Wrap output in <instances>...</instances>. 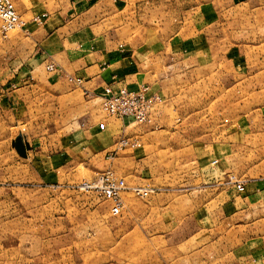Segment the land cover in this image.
I'll return each instance as SVG.
<instances>
[{
	"label": "rangeland",
	"instance_id": "374dc122",
	"mask_svg": "<svg viewBox=\"0 0 264 264\" xmlns=\"http://www.w3.org/2000/svg\"><path fill=\"white\" fill-rule=\"evenodd\" d=\"M13 1L26 24L0 38V67L31 52L29 25L62 3ZM136 1L140 11L129 13L141 17L139 33L154 30L166 39L155 52L167 57L162 68L177 84L166 95L161 125L174 131L175 147L166 148L164 133L142 144L159 170L144 185L113 170L130 187L114 213L110 200L83 186L109 170L101 156L88 161L80 150L73 169L36 170L14 142L41 132L9 122L0 109V264H264V204L248 199L249 184L264 181V142L257 137L264 131V10L231 8V0H201V7L199 0ZM94 100L90 118L98 127L103 120L118 126ZM85 123L47 125L64 133ZM229 173L243 190L231 185Z\"/></svg>",
	"mask_w": 264,
	"mask_h": 264
},
{
	"label": "crops",
	"instance_id": "0c3cea01",
	"mask_svg": "<svg viewBox=\"0 0 264 264\" xmlns=\"http://www.w3.org/2000/svg\"><path fill=\"white\" fill-rule=\"evenodd\" d=\"M253 1L231 0V8L233 4L238 8L244 3L264 10V0ZM201 4L199 0L200 7ZM140 6L136 0H62L53 12H45L44 18L33 20L36 23L29 25L31 52L12 55L7 58L6 66L0 67V76L5 77L0 78V109L8 115L9 122H22L29 125L30 132H41L21 135L26 146V156L23 157L34 158L36 170L73 169L79 164L78 158L83 152L88 161L101 156L105 168L119 170L124 176L134 178L138 185L157 178L154 172L159 170L152 167L151 161L147 160L149 153H143L140 147L142 144L152 145L162 133L167 137L166 148L175 147L174 131L161 124L164 122V103L169 101L166 95L168 91L171 95L173 88L170 85L177 83L173 82L172 73L162 68L167 57L155 52L166 39L159 37L154 30L150 34L139 33L141 17L129 13H138ZM50 65L54 66L53 69L49 68ZM71 77H82V84L70 80ZM142 85L149 86L152 93H158L162 98L147 123L138 124L127 118L112 128L110 121L103 120L105 128L102 129L94 121V116L90 118L94 98L100 99L106 86L138 89ZM49 122L86 123L63 133L61 129L54 132L53 127L47 125ZM31 124H38V127L32 129ZM139 126L152 129L143 130ZM159 128L162 130L158 131ZM139 129L140 135L133 133ZM123 135L142 141L138 140L139 146L120 148L119 140ZM257 137L264 142V131ZM31 138L40 141L31 142ZM182 140L189 147L191 139L183 137ZM132 149H137L136 153L132 154ZM165 172L167 175L174 173L169 168ZM232 175L235 174L229 173L228 179ZM248 189V199L255 202L261 199L264 204V181L253 180Z\"/></svg>",
	"mask_w": 264,
	"mask_h": 264
},
{
	"label": "built area",
	"instance_id": "2783aa9c",
	"mask_svg": "<svg viewBox=\"0 0 264 264\" xmlns=\"http://www.w3.org/2000/svg\"><path fill=\"white\" fill-rule=\"evenodd\" d=\"M40 19V16L34 18L36 21ZM25 24L26 22L22 19L13 0H0V38L7 37L9 31L22 28ZM53 67V65L49 66L50 69ZM70 80L79 85L83 82L82 77H71ZM100 99L107 115L120 121L129 118L135 123L144 124L150 120L152 111L162 98L158 93H152L149 86L142 85L138 89L126 87L115 89L112 86H106ZM100 128H105V122L100 123ZM119 144L120 148L127 145H140L139 141L132 140L126 135L120 138ZM230 182L235 184L238 189H244L243 181L237 176L232 175ZM83 186L98 190L104 198L110 200L114 213H119L124 208L122 192L130 188L123 177L111 170L100 174L94 180L84 182ZM133 189L141 195L148 193V189L142 187Z\"/></svg>",
	"mask_w": 264,
	"mask_h": 264
},
{
	"label": "water",
	"instance_id": "95a60500",
	"mask_svg": "<svg viewBox=\"0 0 264 264\" xmlns=\"http://www.w3.org/2000/svg\"><path fill=\"white\" fill-rule=\"evenodd\" d=\"M17 151L20 153L22 156H26V146L24 144V141L21 136L18 137L17 141L14 143Z\"/></svg>",
	"mask_w": 264,
	"mask_h": 264
}]
</instances>
